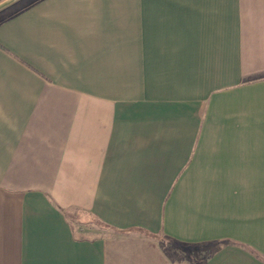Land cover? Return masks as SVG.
I'll return each mask as SVG.
<instances>
[{
    "label": "crops",
    "instance_id": "obj_1",
    "mask_svg": "<svg viewBox=\"0 0 264 264\" xmlns=\"http://www.w3.org/2000/svg\"><path fill=\"white\" fill-rule=\"evenodd\" d=\"M18 5L0 264H264V0Z\"/></svg>",
    "mask_w": 264,
    "mask_h": 264
},
{
    "label": "rangeland",
    "instance_id": "obj_2",
    "mask_svg": "<svg viewBox=\"0 0 264 264\" xmlns=\"http://www.w3.org/2000/svg\"><path fill=\"white\" fill-rule=\"evenodd\" d=\"M2 1H4V0H0V2H2ZM22 1H24V0H22ZM22 1H20V2H18L17 4H15V5L9 7L8 9L2 11V12L0 13V18L5 17L6 15H10L11 13L15 12V11H16V10H15L16 7L19 6L18 4H20ZM83 234H90V233H89V232H83ZM99 234H101V232H99Z\"/></svg>",
    "mask_w": 264,
    "mask_h": 264
},
{
    "label": "water",
    "instance_id": "obj_3",
    "mask_svg": "<svg viewBox=\"0 0 264 264\" xmlns=\"http://www.w3.org/2000/svg\"><path fill=\"white\" fill-rule=\"evenodd\" d=\"M22 0H4L0 2V13Z\"/></svg>",
    "mask_w": 264,
    "mask_h": 264
}]
</instances>
